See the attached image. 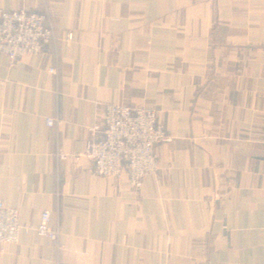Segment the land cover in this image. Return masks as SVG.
<instances>
[{
	"label": "crops",
	"instance_id": "1",
	"mask_svg": "<svg viewBox=\"0 0 264 264\" xmlns=\"http://www.w3.org/2000/svg\"><path fill=\"white\" fill-rule=\"evenodd\" d=\"M0 10L48 13L54 34L14 67L0 55V201L64 228L56 245L35 232L3 244L0 264H264V0ZM107 106L155 109L172 139L140 192L57 157L86 150Z\"/></svg>",
	"mask_w": 264,
	"mask_h": 264
},
{
	"label": "built area",
	"instance_id": "2",
	"mask_svg": "<svg viewBox=\"0 0 264 264\" xmlns=\"http://www.w3.org/2000/svg\"><path fill=\"white\" fill-rule=\"evenodd\" d=\"M49 22L48 13L0 10V55L9 60L11 67L22 58L38 56L54 39ZM72 40L73 34L68 33L67 41ZM49 73L54 74L55 69L50 68ZM46 125L53 128L55 122L48 119ZM90 131L95 138L86 150L73 153L61 146L57 149L59 161L86 160L95 175L106 179L119 180L126 174L135 192L142 190L147 177L159 172L157 148L172 142L159 123L157 111L151 107L107 106L103 124ZM31 232L56 245L64 235V228L53 224L49 210L42 213L37 226L27 225L20 219L18 211L0 201V251L3 244L18 245L22 234Z\"/></svg>",
	"mask_w": 264,
	"mask_h": 264
}]
</instances>
